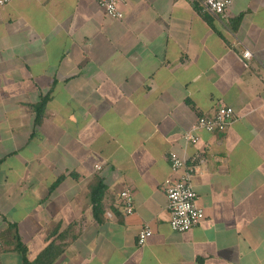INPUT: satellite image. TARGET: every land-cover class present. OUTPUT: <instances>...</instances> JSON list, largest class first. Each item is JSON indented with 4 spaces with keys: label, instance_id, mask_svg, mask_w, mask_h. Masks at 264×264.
I'll return each instance as SVG.
<instances>
[{
    "label": "crops",
    "instance_id": "1",
    "mask_svg": "<svg viewBox=\"0 0 264 264\" xmlns=\"http://www.w3.org/2000/svg\"><path fill=\"white\" fill-rule=\"evenodd\" d=\"M100 1L0 7V264H22L8 247L13 226L30 264L65 232L53 264H264V0H219L230 2L221 17L198 0H123L121 20ZM220 107L235 114L226 131L185 145L196 119ZM170 153L196 167L204 212L183 234L169 227ZM145 226L152 235L138 247Z\"/></svg>",
    "mask_w": 264,
    "mask_h": 264
},
{
    "label": "built area",
    "instance_id": "2",
    "mask_svg": "<svg viewBox=\"0 0 264 264\" xmlns=\"http://www.w3.org/2000/svg\"><path fill=\"white\" fill-rule=\"evenodd\" d=\"M13 0H0V7L8 5ZM201 12L214 17H221L229 6L228 1L219 0H198ZM123 0H101L99 5L104 13L115 20H121L123 15L119 11V5ZM243 58L251 59L247 51ZM234 111L230 107H220L211 117H199L196 119L191 131L183 135L185 145H194L198 142L196 132L203 131L208 134H222L234 121ZM171 173L174 177L167 179L164 183V191L167 199L169 213V227L178 234H183L198 226L204 220V212L197 206V194L191 186V176L196 174V167L187 168L186 160L176 153L167 156ZM100 170V167H96ZM126 215L133 213V193L126 189L120 195ZM152 233L148 226H145L137 238L138 247H143L146 240Z\"/></svg>",
    "mask_w": 264,
    "mask_h": 264
},
{
    "label": "trees",
    "instance_id": "3",
    "mask_svg": "<svg viewBox=\"0 0 264 264\" xmlns=\"http://www.w3.org/2000/svg\"><path fill=\"white\" fill-rule=\"evenodd\" d=\"M48 103V98H42L37 105L34 106L33 112L35 114L34 126L39 127L44 116V111L46 105ZM66 177H60L56 183L51 187V191L55 190L57 186L65 180ZM106 191V187L103 184V181L100 179H96L93 183L89 186V200L90 206L92 208V213L95 221L97 223L100 222L101 216L103 215L102 211V202L104 198V194ZM66 232L63 236L58 237L57 240L65 242L67 239ZM8 236L11 237V245L13 251L17 252L21 256L22 264H30L27 260L26 253L27 250L25 246L21 243L20 237L18 235L17 228L15 226L10 227L8 230ZM3 239L1 240H5ZM59 241V242H60ZM60 242V244L56 245L55 243L49 244L36 258L33 264H53L61 254H63L68 247V243L64 244ZM9 244V243H8Z\"/></svg>",
    "mask_w": 264,
    "mask_h": 264
}]
</instances>
